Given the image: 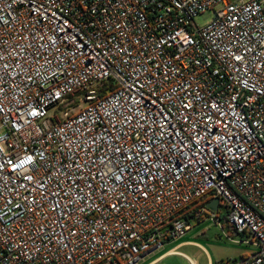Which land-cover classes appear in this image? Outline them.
<instances>
[{"label":"built area","instance_id":"obj_1","mask_svg":"<svg viewBox=\"0 0 264 264\" xmlns=\"http://www.w3.org/2000/svg\"><path fill=\"white\" fill-rule=\"evenodd\" d=\"M215 198L264 264V0H0V264H138Z\"/></svg>","mask_w":264,"mask_h":264},{"label":"rangeland","instance_id":"obj_2","mask_svg":"<svg viewBox=\"0 0 264 264\" xmlns=\"http://www.w3.org/2000/svg\"><path fill=\"white\" fill-rule=\"evenodd\" d=\"M237 0H228L233 3ZM213 18V11L207 10L199 14L194 22L198 27L209 23ZM77 110V108L75 109ZM62 109L49 112L51 116H58ZM224 205L215 213L217 222L208 214L203 213L189 221V229L182 239L164 241L160 249L146 255L138 264H227L238 261L255 253L257 247L253 245L254 239L250 236L242 237L234 234L225 223ZM188 241L189 244L176 246L180 242ZM170 254L168 251L172 250Z\"/></svg>","mask_w":264,"mask_h":264},{"label":"trees","instance_id":"obj_3","mask_svg":"<svg viewBox=\"0 0 264 264\" xmlns=\"http://www.w3.org/2000/svg\"><path fill=\"white\" fill-rule=\"evenodd\" d=\"M102 95H103V92L102 93L101 92L98 93L99 97H101ZM206 204H207V200L206 199H201V200L194 201V202L190 203L189 205H187L182 210H180L176 214V218L184 219L187 223H189L190 220L195 219L196 213L198 212L199 208H202V207L205 208ZM196 218L198 219L200 217H196ZM229 229L231 230L232 233H234L230 227H229Z\"/></svg>","mask_w":264,"mask_h":264},{"label":"water","instance_id":"obj_4","mask_svg":"<svg viewBox=\"0 0 264 264\" xmlns=\"http://www.w3.org/2000/svg\"><path fill=\"white\" fill-rule=\"evenodd\" d=\"M52 107L53 105H51L49 108H52ZM219 201H220L219 198H215L212 201L207 202L206 208L213 212H216L218 209Z\"/></svg>","mask_w":264,"mask_h":264},{"label":"crops","instance_id":"obj_5","mask_svg":"<svg viewBox=\"0 0 264 264\" xmlns=\"http://www.w3.org/2000/svg\"><path fill=\"white\" fill-rule=\"evenodd\" d=\"M183 238V237H182ZM182 238H180V239H182ZM179 239V240H180ZM190 242H188V241H183V242H180L179 244H177L176 246H181V245H185V244H189ZM171 252H173V249L172 250H170V251H168L167 253H171ZM162 257V255L159 257V258H161ZM159 258H156V259H154L153 261H151V262H149L148 264H152V263H154V262H156Z\"/></svg>","mask_w":264,"mask_h":264}]
</instances>
